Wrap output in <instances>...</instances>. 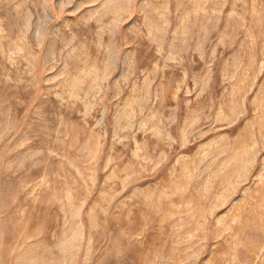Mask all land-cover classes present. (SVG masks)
Wrapping results in <instances>:
<instances>
[{"label": "rangeland", "instance_id": "1", "mask_svg": "<svg viewBox=\"0 0 264 264\" xmlns=\"http://www.w3.org/2000/svg\"><path fill=\"white\" fill-rule=\"evenodd\" d=\"M0 264H264V0H0Z\"/></svg>", "mask_w": 264, "mask_h": 264}]
</instances>
